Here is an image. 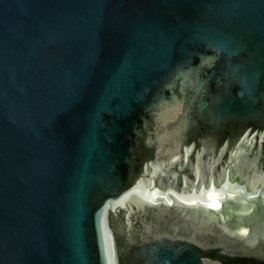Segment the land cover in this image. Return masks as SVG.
<instances>
[{
  "label": "water",
  "instance_id": "water-1",
  "mask_svg": "<svg viewBox=\"0 0 264 264\" xmlns=\"http://www.w3.org/2000/svg\"><path fill=\"white\" fill-rule=\"evenodd\" d=\"M0 264H264V0H0Z\"/></svg>",
  "mask_w": 264,
  "mask_h": 264
}]
</instances>
